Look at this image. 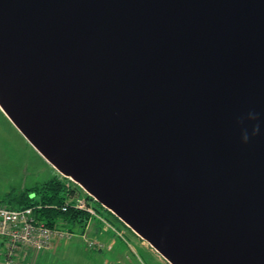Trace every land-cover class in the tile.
I'll return each mask as SVG.
<instances>
[{
  "label": "water",
  "instance_id": "water-1",
  "mask_svg": "<svg viewBox=\"0 0 264 264\" xmlns=\"http://www.w3.org/2000/svg\"><path fill=\"white\" fill-rule=\"evenodd\" d=\"M0 109L167 264H264V0H0Z\"/></svg>",
  "mask_w": 264,
  "mask_h": 264
},
{
  "label": "rangeland",
  "instance_id": "rangeland-1",
  "mask_svg": "<svg viewBox=\"0 0 264 264\" xmlns=\"http://www.w3.org/2000/svg\"><path fill=\"white\" fill-rule=\"evenodd\" d=\"M3 115L5 116L4 113ZM6 118L17 131L9 118ZM23 139L21 147L18 143H12V146L8 143V145H3L2 149L4 156L10 158L16 156L17 162H20L17 163V167L21 165L23 167L21 177L17 173L15 179L13 177L12 180H7L9 184L16 182L18 188L22 186L21 189H13L17 194L40 187L49 180L58 178L64 180L68 188L75 190L74 198L79 197L89 202L97 208L100 214L97 212L96 215H91L85 210L75 209L89 216L82 232L78 229H75L74 233L66 231L67 236L55 239L54 244L51 243L46 249L34 251L22 249L21 253L28 256V259L21 262L15 260V264H167L146 242L140 240L115 217L99 207L96 202L88 201V196L82 190L72 181L57 173L24 137ZM3 163L4 160H0V166L4 165ZM4 172L0 174L5 177L14 175L12 171L5 170ZM2 183L3 180L0 179V200H3L5 195L11 191H4ZM101 217L112 227L103 222Z\"/></svg>",
  "mask_w": 264,
  "mask_h": 264
},
{
  "label": "built area",
  "instance_id": "built-area-1",
  "mask_svg": "<svg viewBox=\"0 0 264 264\" xmlns=\"http://www.w3.org/2000/svg\"><path fill=\"white\" fill-rule=\"evenodd\" d=\"M66 179L70 180L69 178ZM77 187L81 190L79 186ZM69 207L85 210L91 215L97 213L91 204L89 205L88 202L79 197H73L61 209L65 212ZM101 219L110 225L102 217ZM110 227L112 226L110 225ZM67 235L66 231L48 228L43 222L37 220L34 211L30 208L13 210L0 205V244L3 247L2 256L5 264H15V257L22 249L33 251L46 249L50 247L51 243L54 244L55 239Z\"/></svg>",
  "mask_w": 264,
  "mask_h": 264
},
{
  "label": "trees",
  "instance_id": "trees-1",
  "mask_svg": "<svg viewBox=\"0 0 264 264\" xmlns=\"http://www.w3.org/2000/svg\"><path fill=\"white\" fill-rule=\"evenodd\" d=\"M64 182V180L53 178L40 187L32 188L24 193L17 194L11 190L3 200H0V205L13 210L30 208L34 211L35 217L48 228H56L70 233H74V230L78 229L82 232L89 216L76 211L73 207H69L65 212L62 211V206L70 201L75 193V190L68 188ZM87 199L94 202L90 197ZM98 206L101 207L99 204ZM93 208L100 214L97 208L94 206ZM106 212L108 211L106 210ZM108 213L115 217L110 212ZM121 224L123 225V223Z\"/></svg>",
  "mask_w": 264,
  "mask_h": 264
},
{
  "label": "crops",
  "instance_id": "crops-1",
  "mask_svg": "<svg viewBox=\"0 0 264 264\" xmlns=\"http://www.w3.org/2000/svg\"><path fill=\"white\" fill-rule=\"evenodd\" d=\"M2 111V110H1ZM0 111V160H4V165L0 166V173L4 172L5 170L8 171H12L14 172V175L11 177H5L4 175L2 176L0 174V179L3 180L2 185L4 186V191H10V190H17V189H21L22 186H20V188L17 187L16 182H11L10 184L7 182V180H12V178L14 177V179L17 176V173L19 174V177L22 176L23 174V167L22 165L20 167H17V158L16 156L13 157H7L4 156V152H3V145H8V143H11L9 145H13L12 143H18L19 146H23V137L22 135H20L18 133V131H16L14 129V127L9 123V121L7 120V118L3 115V113ZM6 152V150H5ZM5 173V172H4ZM4 193V192H3ZM3 253V247L0 244V264H5L4 262V258L2 256ZM28 259V256L23 255L21 253V251L19 253H17L15 260H19L21 261H26Z\"/></svg>",
  "mask_w": 264,
  "mask_h": 264
},
{
  "label": "clouds",
  "instance_id": "clouds-1",
  "mask_svg": "<svg viewBox=\"0 0 264 264\" xmlns=\"http://www.w3.org/2000/svg\"><path fill=\"white\" fill-rule=\"evenodd\" d=\"M245 138H247V137H245Z\"/></svg>",
  "mask_w": 264,
  "mask_h": 264
}]
</instances>
